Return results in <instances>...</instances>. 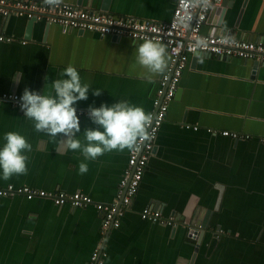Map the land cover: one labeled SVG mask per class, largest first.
I'll list each match as a JSON object with an SVG mask.
<instances>
[{"label": "crops", "instance_id": "0c3cea01", "mask_svg": "<svg viewBox=\"0 0 264 264\" xmlns=\"http://www.w3.org/2000/svg\"><path fill=\"white\" fill-rule=\"evenodd\" d=\"M175 1L62 3L113 17L166 23ZM224 4L221 12L208 15L203 35L264 43V0H225ZM27 27L24 18L0 17V35L14 38L0 42V95H22L25 88L54 95L51 83L67 78L61 74L72 65L82 83L102 91L96 97L90 90L88 99L75 107L127 101L146 113L152 110L163 73L153 74L149 82L148 70L136 59L142 42L89 32L63 33L57 25L43 21H34L29 32ZM167 58L169 65L168 54ZM255 62L189 56L142 182L118 229L101 236L102 214L92 206L73 209L56 207L46 199L0 197V264H88L98 244L107 253L104 264H264V144L260 141L264 137V65ZM79 120L77 135L85 144L84 130L96 126L86 117ZM209 129L248 137L234 140L212 135ZM12 131L31 144V151L25 153L28 170L8 180L0 173L1 186L79 192L103 204L118 201L129 150H113L85 161L80 151L66 149L59 136L35 131L24 113L2 103L0 147L5 134ZM81 162L88 164L87 173L79 172ZM146 206L172 218L176 225L141 220L139 213ZM197 227L202 229L190 238L189 228Z\"/></svg>", "mask_w": 264, "mask_h": 264}, {"label": "built area", "instance_id": "2783aa9c", "mask_svg": "<svg viewBox=\"0 0 264 264\" xmlns=\"http://www.w3.org/2000/svg\"><path fill=\"white\" fill-rule=\"evenodd\" d=\"M223 2L224 0H176L171 19L166 23H156L151 20L113 17L101 11H90L67 3L50 6L44 0H0L1 18L16 16L28 21H43L48 25H57L63 33L89 32L102 37L126 38L134 42H143L145 38H151L154 42L163 44L170 57V63L159 80L155 97L152 100L150 113L153 114V120L148 129L152 138L142 142L137 151H129L127 167L118 184V201L103 204L97 203L90 196L79 192L73 194L48 192L12 184L0 185V197L22 196L27 200L46 199L56 207L69 205L73 209L92 206L102 214L99 229L101 236L111 229H118L124 212L131 205L142 182L148 161L154 150L157 134L165 121L169 104L175 97L189 56L200 53L220 59L256 60L264 65V43L239 40L228 35H203L201 33L202 26L207 21L211 9L221 6ZM198 38H204L207 46L195 48L194 45ZM12 41H14L13 37L0 35V42L10 43ZM21 43L25 45L26 41L22 40ZM21 96L15 93H3L0 95V105L9 103L22 112L20 109ZM76 109L79 119L88 118L87 109ZM187 128L189 127L187 126ZM197 129L198 127H193L194 131ZM208 132L234 140L248 137L226 130L218 132L209 129ZM260 141L264 144V137ZM139 216L141 220L153 224L176 225L172 218H164L152 206L144 207ZM199 230H201L200 227L189 228L188 236L196 238ZM106 258L107 253L98 244L93 250L88 264H104Z\"/></svg>", "mask_w": 264, "mask_h": 264}, {"label": "clouds", "instance_id": "9594fccd", "mask_svg": "<svg viewBox=\"0 0 264 264\" xmlns=\"http://www.w3.org/2000/svg\"><path fill=\"white\" fill-rule=\"evenodd\" d=\"M44 2L56 6L62 3V0ZM206 46L204 38H198L194 45L195 48ZM136 59L148 70L149 82H152L153 74L163 73L168 65L165 46L151 38H145L137 47ZM61 75L67 78L55 79L51 83L54 95L25 88L20 97V109L25 117L33 121L35 131L52 138L59 136L66 149L80 151L85 161L95 160L113 150L137 151L142 142L152 138L148 129L153 114L146 113L142 107L133 106L127 101H119L111 106H88L86 114L96 127L84 130L86 143L82 144L77 135L81 129L75 105L78 101H86L90 90L96 97L100 96L102 91L91 89L88 83H82L79 72L72 65L67 66ZM47 79L45 76L44 80ZM4 140L5 143L0 147L2 178L8 180L13 175H26L28 156L25 153L31 151V144L25 136L15 131L7 132ZM87 171L88 164L81 162L79 172L84 174Z\"/></svg>", "mask_w": 264, "mask_h": 264}, {"label": "water", "instance_id": "95a60500", "mask_svg": "<svg viewBox=\"0 0 264 264\" xmlns=\"http://www.w3.org/2000/svg\"><path fill=\"white\" fill-rule=\"evenodd\" d=\"M225 1V0H224ZM224 2L222 3V5L221 6H219V7H217V8H212L211 9V11H210V13H209V15H212V13L214 12V11H216V12H218V11H220L221 12V10L220 9H222L223 7H224ZM105 6V5H104ZM103 10L104 11H106V7H104L103 8ZM34 23V21L33 20H29L28 21V27H27V31L29 32L30 31V28H31V26H32V24ZM78 32H81V31H78ZM81 33H84V32H81ZM113 40H115V37L114 38H112ZM199 55H201L200 53H195V54H193L192 56L193 57H198ZM204 56H206V55H204ZM206 57H211V56H206ZM255 63H257V62H255ZM162 76V75H161ZM161 78V77H160ZM76 108H78V107H76ZM80 109H86V108H80ZM220 198H218V200H219ZM202 229V228H201ZM203 230H204V228H203ZM201 231L202 233L201 234H199V236H198V238H197V243H196V248L198 247V245L200 244V241H201V238H202V235H203V232L204 231Z\"/></svg>", "mask_w": 264, "mask_h": 264}]
</instances>
